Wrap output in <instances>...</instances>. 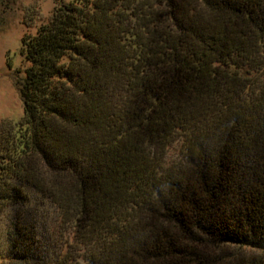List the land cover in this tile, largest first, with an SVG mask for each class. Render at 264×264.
Here are the masks:
<instances>
[{
    "label": "trees",
    "instance_id": "1",
    "mask_svg": "<svg viewBox=\"0 0 264 264\" xmlns=\"http://www.w3.org/2000/svg\"><path fill=\"white\" fill-rule=\"evenodd\" d=\"M20 54L22 114L0 121L11 260L264 264V0H58Z\"/></svg>",
    "mask_w": 264,
    "mask_h": 264
},
{
    "label": "rangeland",
    "instance_id": "2",
    "mask_svg": "<svg viewBox=\"0 0 264 264\" xmlns=\"http://www.w3.org/2000/svg\"><path fill=\"white\" fill-rule=\"evenodd\" d=\"M57 2L58 0H0V121L3 119L16 121L21 117L22 103L15 85L17 78L15 71L23 70L27 66L20 54L21 39L24 35L34 34L40 25L48 21ZM183 144L184 137L178 136L162 161L164 167L175 166L182 161ZM27 193L33 204L39 202L40 195L35 191L28 189ZM39 209H44L49 214L45 224L44 248L48 258L53 260L65 251L63 247L65 232L59 228L56 214L49 203L42 204ZM12 214L10 208L0 210V264H21L17 260H11L6 240ZM255 255L257 254L247 253V257ZM80 262L85 264L82 259Z\"/></svg>",
    "mask_w": 264,
    "mask_h": 264
}]
</instances>
